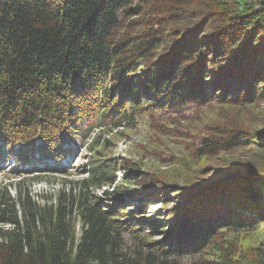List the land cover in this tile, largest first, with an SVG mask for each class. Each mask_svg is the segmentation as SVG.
I'll return each instance as SVG.
<instances>
[{"label":"trees","instance_id":"obj_1","mask_svg":"<svg viewBox=\"0 0 264 264\" xmlns=\"http://www.w3.org/2000/svg\"><path fill=\"white\" fill-rule=\"evenodd\" d=\"M258 1L260 12L245 0H213L195 12L188 9L195 0H0V174L19 180L13 194L0 188V264H264V244L219 237L221 229L258 227L264 176L237 177L239 166L229 165L184 186L123 164L119 187L116 161L105 154L109 134L135 127L145 107L173 112L263 97ZM192 14H200L196 26ZM180 22L187 27L168 29ZM78 139L89 156L77 172L87 175L40 204L22 186V169L37 172L36 180L59 173L43 160L62 169ZM248 142L240 131L222 130L203 137L197 152L217 157ZM6 156L15 160L10 172ZM106 186L114 192L100 197ZM153 201L164 208L160 216H129L127 207L140 212ZM156 231L162 239L149 241Z\"/></svg>","mask_w":264,"mask_h":264},{"label":"rangeland","instance_id":"obj_2","mask_svg":"<svg viewBox=\"0 0 264 264\" xmlns=\"http://www.w3.org/2000/svg\"><path fill=\"white\" fill-rule=\"evenodd\" d=\"M212 3H214L213 0H195L188 6V9L201 12L207 10ZM245 3L246 8L261 11L258 0H245L243 4ZM222 9L228 14H238L237 11L230 10L226 6ZM199 15L194 17L192 14L189 24L192 26L199 24ZM184 25V22L173 23L168 29L172 28L174 31L186 28L187 25ZM143 111L135 127L113 131L109 134L110 137H107L110 138L111 145L105 154L116 161L118 169L116 182L119 187L120 179L125 173L123 164L125 167L137 165L149 175L156 177L159 182L180 183L184 186L202 179L209 180L215 176V173H225L233 167L229 165L239 166L240 169L236 176L241 175L247 178L252 175L264 176V149L263 145H260L264 132V96L252 104L241 106H221L212 103L205 106H189L173 112H159V109L150 107H145ZM222 130L228 133L240 131L253 143H245L217 157L200 156L197 150L200 148L201 139L213 137ZM86 158H88V152L80 146L77 157L72 161L77 169L64 171L63 174H44L39 179L44 180L42 183L33 178L36 174H26L25 176L29 177L25 178L24 182L22 181V186L26 189L30 188L35 195L34 200L40 204L53 203L61 192H70V182L81 180L87 175H79L77 172L82 171L87 165ZM45 163L51 164L49 168L55 165L52 161L43 160L44 166H46ZM7 165H10V161ZM10 174L14 175V173ZM17 181L19 180L0 174V188L8 186L12 194L14 193L13 184ZM104 190L109 193L114 192L112 186L103 187L98 192L100 197L103 196ZM128 200L127 203H131L129 205L136 204L132 201L133 199L128 198ZM163 209L160 201L150 202L145 210H140V212L136 207H127V210L131 212L129 216L138 214V220L141 222L154 216H160ZM131 220H135V217ZM257 225V228L249 231L235 232L231 227L221 229L220 240L244 247L264 244V217L257 220ZM139 227L143 229L147 226L140 224ZM147 235L149 241L161 240L163 237L162 232L158 231ZM184 264H190V260H186Z\"/></svg>","mask_w":264,"mask_h":264}]
</instances>
